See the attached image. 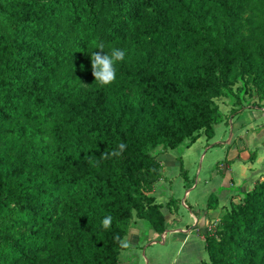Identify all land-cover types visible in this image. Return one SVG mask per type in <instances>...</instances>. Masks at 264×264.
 Returning <instances> with one entry per match:
<instances>
[{
	"label": "trees",
	"instance_id": "obj_1",
	"mask_svg": "<svg viewBox=\"0 0 264 264\" xmlns=\"http://www.w3.org/2000/svg\"><path fill=\"white\" fill-rule=\"evenodd\" d=\"M101 42L125 52L106 87ZM240 94L264 108V0H0V264H121L134 218L167 229L160 155L212 138ZM243 193L201 264H264V177Z\"/></svg>",
	"mask_w": 264,
	"mask_h": 264
},
{
	"label": "rangeland",
	"instance_id": "obj_2",
	"mask_svg": "<svg viewBox=\"0 0 264 264\" xmlns=\"http://www.w3.org/2000/svg\"><path fill=\"white\" fill-rule=\"evenodd\" d=\"M246 96L238 95L245 108L235 105L234 99L229 97L216 101L221 120L215 125L212 138L201 134L188 148L160 153L164 178L152 195L162 205L167 229L181 230L187 226L190 230L194 225L190 214L199 218L200 210L206 208L210 198L211 207H216L214 214L224 212L234 197L242 198V189L249 190L254 182L264 177V108L250 107L257 99L253 94L243 99ZM232 109H236V113L230 117ZM253 153H256V159L250 161L248 158ZM226 174H231L234 182L230 188L222 183ZM170 199L175 200V205L168 209L166 203ZM238 199L235 198V203L239 202ZM135 222L140 226V242L123 240L121 262L127 257H136L131 264H137V261L142 264L143 260L146 264L145 260L149 258H152L151 264H201L208 261L204 243H199L194 235L182 244L185 235L177 232L168 234L162 242V234L153 233L145 221L134 218Z\"/></svg>",
	"mask_w": 264,
	"mask_h": 264
},
{
	"label": "clouds",
	"instance_id": "obj_3",
	"mask_svg": "<svg viewBox=\"0 0 264 264\" xmlns=\"http://www.w3.org/2000/svg\"><path fill=\"white\" fill-rule=\"evenodd\" d=\"M106 45L101 42L98 43L95 48L99 51H95L91 54V69L92 76L94 77V82L99 87H106L112 84L116 80V65L123 61L125 58V52L119 48H111L110 52L105 51ZM83 69V65H81ZM126 145L123 143L117 146V149H114L111 153L105 154L104 159H107L109 156L119 157ZM111 217H105L102 221V225L105 229L110 226Z\"/></svg>",
	"mask_w": 264,
	"mask_h": 264
},
{
	"label": "crops",
	"instance_id": "obj_4",
	"mask_svg": "<svg viewBox=\"0 0 264 264\" xmlns=\"http://www.w3.org/2000/svg\"><path fill=\"white\" fill-rule=\"evenodd\" d=\"M223 179L224 180L222 183H223V186L226 188H230L234 183L233 179L231 178V174H228V175L226 174V177H223ZM252 186L249 187V189H251ZM242 190H243V192H245L247 189H242ZM235 198L238 199V196L234 197V199L231 202L235 203L236 202ZM238 200H240V199H238ZM213 208H214V210L212 208L209 209V207L206 206V208L204 210H200L201 211L200 216L198 215L199 218H195V216L192 215V213H191L190 216L194 219V225L190 228V230H187V228H188L187 226H186V229H181V230H179V229H175V230L166 229V231L162 234V242H163V240H165V238L167 237L168 234H174V233L180 232L181 234L185 235L184 238L182 239V244L187 242L190 237H193V235L195 237H197L196 239H198L199 243H204L203 235L206 233L207 229L214 222L217 221V218H218V214H214L216 207H213ZM166 224H167V222H166ZM139 235H140V226L135 222L134 224H132L131 229L129 230V234L127 235L126 238L130 242H135L137 240V242L139 243L140 242ZM151 244H154V242H151ZM133 258H136V257H132V259ZM132 259H129L127 257L124 261L121 262V264H131ZM151 261H152V258L145 260L146 264H151ZM143 262H144V260H143ZM143 262H142V264H143ZM137 264H138V261H137Z\"/></svg>",
	"mask_w": 264,
	"mask_h": 264
}]
</instances>
